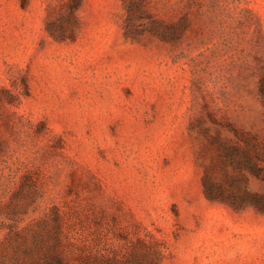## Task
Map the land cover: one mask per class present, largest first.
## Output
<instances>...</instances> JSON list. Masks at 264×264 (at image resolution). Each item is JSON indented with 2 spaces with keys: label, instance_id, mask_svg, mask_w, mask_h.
Instances as JSON below:
<instances>
[{
  "label": "rangeland",
  "instance_id": "obj_1",
  "mask_svg": "<svg viewBox=\"0 0 264 264\" xmlns=\"http://www.w3.org/2000/svg\"><path fill=\"white\" fill-rule=\"evenodd\" d=\"M264 0H0V264H264ZM37 256V252L35 253Z\"/></svg>",
  "mask_w": 264,
  "mask_h": 264
},
{
  "label": "trees",
  "instance_id": "obj_2",
  "mask_svg": "<svg viewBox=\"0 0 264 264\" xmlns=\"http://www.w3.org/2000/svg\"><path fill=\"white\" fill-rule=\"evenodd\" d=\"M225 162L236 165L240 170H246L256 177L264 180V140L256 134H239V142L235 145L223 146L221 153ZM206 195L211 200H222L233 205H244L251 203L264 212V197L258 194L250 195L246 193L241 198H236L232 194H226L220 188L205 184ZM43 247L40 245L34 249L24 252L26 261L29 264H64L62 257L55 247L49 248L41 253ZM37 252V256L35 253ZM18 264V263H17Z\"/></svg>",
  "mask_w": 264,
  "mask_h": 264
}]
</instances>
